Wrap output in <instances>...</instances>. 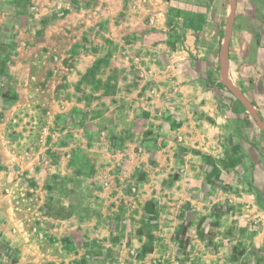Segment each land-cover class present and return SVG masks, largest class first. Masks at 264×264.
I'll list each match as a JSON object with an SVG mask.
<instances>
[{
    "label": "crops",
    "instance_id": "1",
    "mask_svg": "<svg viewBox=\"0 0 264 264\" xmlns=\"http://www.w3.org/2000/svg\"><path fill=\"white\" fill-rule=\"evenodd\" d=\"M55 7L0 0V264H264L262 216L218 198L230 191L204 181L217 178L194 164L201 152H166L164 121L143 116L141 85L116 82L125 121L83 119L75 83L99 54L70 42L67 60L54 55L70 28ZM253 9L264 12V0ZM42 109L57 135L23 133L24 112ZM136 110H144L137 120Z\"/></svg>",
    "mask_w": 264,
    "mask_h": 264
},
{
    "label": "rangeland",
    "instance_id": "2",
    "mask_svg": "<svg viewBox=\"0 0 264 264\" xmlns=\"http://www.w3.org/2000/svg\"><path fill=\"white\" fill-rule=\"evenodd\" d=\"M223 2L55 0L56 20L70 28L53 52L67 60V46L80 42L99 54L96 60L90 54L92 64L75 83L77 96L87 104L83 119L105 113L125 121L130 112L114 102L124 104L125 99L114 94L117 80L128 76L120 86L141 85L147 91L143 116L152 124L158 116L164 121L166 152H174V157L201 152L203 159L194 164L210 166L217 178L212 181L208 172L204 181H224L230 191L218 198L237 203L232 209L239 215L264 219V12H254L255 0H229L226 8ZM223 11L225 34L217 25ZM103 12L104 28L96 29L94 24L101 21L96 16ZM119 26L127 31H119ZM216 60L219 67L214 66ZM100 88L103 95L98 94ZM141 112L135 111L136 120ZM29 115L33 121L25 119ZM22 120L23 133L57 135L47 109L25 111Z\"/></svg>",
    "mask_w": 264,
    "mask_h": 264
},
{
    "label": "trees",
    "instance_id": "3",
    "mask_svg": "<svg viewBox=\"0 0 264 264\" xmlns=\"http://www.w3.org/2000/svg\"><path fill=\"white\" fill-rule=\"evenodd\" d=\"M227 3H228V0H224V2H223L224 8H226ZM217 25H218L219 32L221 34H225V31H226V27H225L226 26V17H225V12L224 11L222 12V17L219 20H217ZM214 66L219 67L218 60H216ZM244 120L245 121L248 120L247 114L244 115Z\"/></svg>",
    "mask_w": 264,
    "mask_h": 264
}]
</instances>
